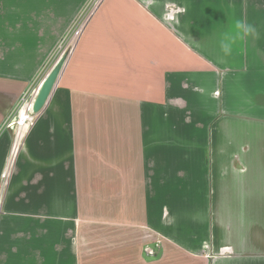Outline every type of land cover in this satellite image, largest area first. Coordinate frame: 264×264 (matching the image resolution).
Here are the masks:
<instances>
[{"label":"crops","instance_id":"obj_1","mask_svg":"<svg viewBox=\"0 0 264 264\" xmlns=\"http://www.w3.org/2000/svg\"><path fill=\"white\" fill-rule=\"evenodd\" d=\"M89 1L0 0V125ZM58 81L96 178L90 128H0V264H264V0H101Z\"/></svg>","mask_w":264,"mask_h":264},{"label":"rangeland","instance_id":"obj_2","mask_svg":"<svg viewBox=\"0 0 264 264\" xmlns=\"http://www.w3.org/2000/svg\"><path fill=\"white\" fill-rule=\"evenodd\" d=\"M60 54L61 51H59L56 56H53V58H51L49 64L47 65L44 73L40 77L38 76L37 80L31 83V85L21 93L17 103L11 106V111L9 114L10 116L5 121L2 122L3 124L0 125V128H4V124H6L8 120H12L16 116V112H17L16 110L18 108L20 98L28 92L33 93L32 96H30V98L28 99V101L23 105V107H21V110L18 115L22 119H28V118L29 120L32 119L31 123H27L25 127V131H28L33 127L90 128L89 133L86 135V137L84 136L85 140L84 138H82V135L79 136L80 138L78 139L79 148L75 147V153L77 154L74 155L78 156V154H80L79 153L80 150H82L84 153L89 154L88 160L91 165L90 176L92 178H96V163L98 161L97 153H98V144H99V135L97 133V120L86 119L85 117H83L82 114L83 111L84 112L88 111L89 105H85V106L77 105L75 109L72 105H68L64 103L63 100H64L65 88L61 86L60 82L58 81L47 101V104L40 112V116L39 114L34 115V113H32V105L40 88V84L42 83L45 74H48V72L50 71L54 62L56 61V59ZM1 90L2 89L0 88V91ZM25 116H28V118ZM19 117H17V120H19ZM75 138L76 137H74L73 139L74 146L77 143V139ZM82 139L84 140V142H82L83 141ZM91 183H94L93 188L95 189L96 179H94L93 182ZM89 206L92 212H96L98 210L96 190L93 193H91Z\"/></svg>","mask_w":264,"mask_h":264},{"label":"built area","instance_id":"obj_3","mask_svg":"<svg viewBox=\"0 0 264 264\" xmlns=\"http://www.w3.org/2000/svg\"><path fill=\"white\" fill-rule=\"evenodd\" d=\"M100 1L101 0H90L88 5L83 8V10H82L81 14L79 15V17H77L75 19V21L73 22L71 29L65 34V36L61 39V41L59 42L58 46L56 47V49H55V51L53 53V56H56L57 53L59 51H61V54L58 56L56 61L61 57V55L64 52H68V53L70 52V50L72 48V45L74 44L76 39L81 34L88 17L93 12V10L96 8V6L100 3ZM53 56H51V58H53ZM51 58H50V60H51ZM50 60L43 67L42 71L39 74V77L44 73L47 65L50 62ZM56 61L54 62V64L56 63ZM46 75L47 74H45V76ZM32 94L33 93H31V92L29 93L28 92V93L24 94L20 98L19 104H18V108L16 110L17 111L16 112V116L12 120H8L6 122V124H4V129H11L12 132H13V144H12V147H11V153H13V154L17 151L19 142H20V140H21V138L23 136V132L25 131V127H26L27 123H31L32 122V119L29 120L28 116H25L28 119H22L21 117L18 116L19 112L21 110V107H23V105L28 101V99L30 98V96H32ZM17 117H19V120H17ZM17 123H18V125H17Z\"/></svg>","mask_w":264,"mask_h":264},{"label":"water","instance_id":"obj_4","mask_svg":"<svg viewBox=\"0 0 264 264\" xmlns=\"http://www.w3.org/2000/svg\"><path fill=\"white\" fill-rule=\"evenodd\" d=\"M67 56L68 52H64L61 55L40 84V88L32 105V113H34V115L39 114L47 104V101L59 79Z\"/></svg>","mask_w":264,"mask_h":264},{"label":"clouds","instance_id":"obj_5","mask_svg":"<svg viewBox=\"0 0 264 264\" xmlns=\"http://www.w3.org/2000/svg\"><path fill=\"white\" fill-rule=\"evenodd\" d=\"M232 28V34H226L220 42L221 50L225 55L231 54L233 45H235L238 40L258 35L257 29L254 25L240 20H237Z\"/></svg>","mask_w":264,"mask_h":264}]
</instances>
